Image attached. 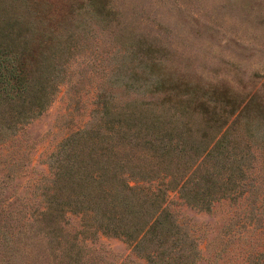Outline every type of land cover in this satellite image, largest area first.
I'll list each match as a JSON object with an SVG mask.
<instances>
[{"label": "rangeland", "instance_id": "rangeland-1", "mask_svg": "<svg viewBox=\"0 0 264 264\" xmlns=\"http://www.w3.org/2000/svg\"><path fill=\"white\" fill-rule=\"evenodd\" d=\"M0 4L35 28L17 44L50 98L31 118L0 115V264H264V0ZM131 116L155 119L166 151L108 143L141 166L128 182L156 194L159 234L134 245L66 206L44 217L65 139Z\"/></svg>", "mask_w": 264, "mask_h": 264}, {"label": "trees", "instance_id": "trees-1", "mask_svg": "<svg viewBox=\"0 0 264 264\" xmlns=\"http://www.w3.org/2000/svg\"><path fill=\"white\" fill-rule=\"evenodd\" d=\"M18 24L21 26L17 27ZM34 30L29 23L18 22L13 11L0 4V115L7 123L38 115L50 99L45 87L33 79V71L26 63L28 52L25 56L24 48L17 44L19 38L31 36ZM22 42L26 43V39ZM113 120L112 117L106 120L109 126L103 129L108 133L102 134L98 128H82L53 153L50 210L44 217L56 207L66 206L69 211L79 213L82 225H94L102 233L125 235L136 245L146 241L148 234L147 240L159 234L164 227V208L156 201L155 193H147L139 184L128 182L130 176L141 173V166L116 146L109 145L108 138L119 134L127 144L139 145V141L155 155L166 150L158 123L152 117L144 124H139L141 119L133 116L128 119L132 124L121 120L112 123ZM224 134L225 131L218 134L203 150V157L214 154V149L225 141ZM105 139L109 147L96 148ZM189 175L180 178L173 188L180 192ZM148 197L152 206L143 215ZM130 217L136 221H124Z\"/></svg>", "mask_w": 264, "mask_h": 264}]
</instances>
